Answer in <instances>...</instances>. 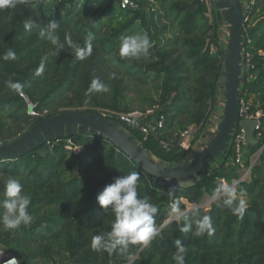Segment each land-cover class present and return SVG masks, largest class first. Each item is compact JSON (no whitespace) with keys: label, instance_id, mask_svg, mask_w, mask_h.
I'll list each match as a JSON object with an SVG mask.
<instances>
[{"label":"trees","instance_id":"16d2710c","mask_svg":"<svg viewBox=\"0 0 264 264\" xmlns=\"http://www.w3.org/2000/svg\"><path fill=\"white\" fill-rule=\"evenodd\" d=\"M119 1L16 0L14 7H0V145L19 138L39 121L27 114L26 102L9 86L10 81L22 84V93L35 109L47 110L51 117L67 111L97 114L99 109L132 112L127 102V82L132 79L139 85H154L157 99L146 97L147 109L156 108V115H163L165 122L146 140L122 127L165 163L186 155L172 140L189 128L198 137L223 81L214 12L202 0H135L136 10L120 9ZM245 14L239 96L250 104L251 112L264 111V0L248 5ZM29 19L34 26L26 30ZM52 21L60 25L54 33L59 36L57 45L48 39ZM89 33L92 51L80 60L76 48L85 47ZM137 33L148 34V54L121 58V39ZM8 50L15 52L16 59L2 58ZM42 64L43 71L37 74ZM95 78L108 90L88 94ZM160 141L174 145L166 150ZM259 145L242 148L241 161L244 168H250V179L237 182V191L243 189L245 194L238 195L232 206L223 203V196L204 212L200 208L186 211L185 203L198 205L204 196L212 198L221 180L229 184L239 180L243 171L230 162L232 147L222 164L197 183L164 188L156 187L141 168L100 135L76 134L44 143L0 162V200L5 198L6 181L18 179L31 198L27 211L33 218L15 230H6L0 223V247L21 264H176L175 241L180 240L187 249L185 264H264V152L252 164ZM74 148L79 151L74 153ZM131 172L139 174V197H147L158 208L159 231L143 248V243L128 245L132 257L128 259L118 252L110 255L92 249L91 239L103 234L107 240L114 220L110 206L102 209L97 196ZM240 199L245 201L242 216L232 211ZM174 200H179L181 214L178 220H169ZM204 215L211 217L214 231L195 236L196 221ZM185 224L190 226L187 233L180 231Z\"/></svg>","mask_w":264,"mask_h":264},{"label":"clouds","instance_id":"9594fccd","mask_svg":"<svg viewBox=\"0 0 264 264\" xmlns=\"http://www.w3.org/2000/svg\"><path fill=\"white\" fill-rule=\"evenodd\" d=\"M16 0H0V7L15 6ZM34 22L27 20L24 24L26 30L32 29ZM60 25L56 21L49 24L48 39L52 45H57L59 36L54 34ZM40 36H44V29L40 30ZM93 36L91 33L85 39V47L83 49L76 48V54L80 60H84L91 54ZM66 42L71 45L72 41L66 36ZM59 47H63L62 44ZM151 47L150 38L147 33H137L125 36L120 41L119 55L121 58H137L147 55ZM4 60L16 59L15 52L8 50L2 57ZM43 71V64L37 69V74ZM9 86L18 93L22 94L23 85L19 82H9ZM105 85L100 84L99 78L93 79L89 86L88 94L92 92L107 91ZM139 174L131 172L128 175H122L115 179V182L105 186L104 190L97 196V202L104 210H109L114 215L111 224V230L105 235L96 234L91 239V247L94 250L103 249L110 255L118 252L121 255L131 259V254L127 250V246L132 244L147 243L153 237L158 235L155 214L158 208L150 203L147 197H139L138 195ZM244 190L237 191V181L233 180L231 184L220 182L214 189L212 198L223 195L225 197L223 203L232 206L237 200L238 195L243 196ZM4 199L0 200V208L4 211L0 213V223L6 230H15L22 224L27 226L32 222V216L28 214V206L31 198L27 195L22 184L16 178H9L5 183ZM234 214L243 215L245 211V201L239 200L237 207L233 208ZM180 212L179 200H174L171 204V213ZM197 228L193 233L195 236H202L205 232L210 235L214 229L212 219L209 215H204L202 219L196 221ZM190 226L185 224L180 231L187 233ZM176 252L173 260L176 264H185V255L187 249L181 244L180 240L175 241Z\"/></svg>","mask_w":264,"mask_h":264},{"label":"water","instance_id":"95a60500","mask_svg":"<svg viewBox=\"0 0 264 264\" xmlns=\"http://www.w3.org/2000/svg\"><path fill=\"white\" fill-rule=\"evenodd\" d=\"M244 1L245 0H214L215 10L219 13V16H223L224 21L229 26L227 44L224 48L225 54H222L220 51L223 66L220 75L225 78V110L223 123L216 136L192 163L173 168L162 167L154 160L149 159L145 152L137 146L136 140L128 136L129 132L127 133L123 129H119V123L102 118L97 114H89L81 111L61 112L51 117L42 118L19 138L0 145V162L16 159L19 155H24L33 151L44 143L58 141L66 136L76 134L100 135L111 141L114 146L127 155L151 180L153 178L171 180L173 183L171 188H177L179 186V179L206 170L223 150L229 149V143L238 126H241L244 130L246 144L259 143L254 136L256 120L245 119L239 121V93L241 80L243 84V77L241 78L243 41L245 25L248 21V17L244 12ZM258 120L262 121V118ZM151 161H154L156 164H152ZM154 184L156 187H160L159 182H155ZM167 223H169V221L165 222L163 226ZM144 245L145 243L142 245V248ZM10 257L11 256H8L6 259ZM131 262L129 264H131Z\"/></svg>","mask_w":264,"mask_h":264},{"label":"rangeland","instance_id":"374dc122","mask_svg":"<svg viewBox=\"0 0 264 264\" xmlns=\"http://www.w3.org/2000/svg\"><path fill=\"white\" fill-rule=\"evenodd\" d=\"M211 9L214 12L215 20L218 25L217 35H218V41L221 44V49H222L221 51L223 54H225L224 48L226 47L225 45L227 44V39L229 35V26L224 21L223 16L222 17L219 16V13H217V11L214 8V4L212 5ZM241 71H243V62L241 66ZM224 79L225 78L223 76V79H222L223 81L220 82L218 85V88L216 90V95L214 98V102H213V106L211 109V114L207 122L203 126L202 131L198 134V137L196 139H195V134H196L195 130L191 129L188 131L187 135L183 137V140L186 143L185 149H184L186 150V155L175 162L165 163L155 158L149 151L144 150L142 148L141 144L135 138V136L128 133L121 125L119 129H123L125 132L128 133L129 137H133L137 142V146L140 147L143 150V152H145V154L149 157V159L154 160L156 163L160 164L162 167L173 168V167L190 164L193 162L194 159H197V156L201 152H203L207 148V146L211 143V141L216 136L220 126L223 123L224 110H225V95H224L225 81ZM127 83H128L127 102L132 107V111H144L147 108H149L146 104L147 103L146 97H149V98L151 97L154 100L157 99L156 88L154 87V85H149V84L139 85L136 81L132 79H129ZM240 86H242V80H241ZM175 138L172 140L173 142L174 141L178 142L179 139L181 140V137L178 139H175ZM191 142L192 144L190 145ZM78 151H79V148L73 149L74 153H77ZM227 151H228L227 149L223 150L221 154L209 165V167L206 170L200 173L191 175L189 177L179 179L178 180L179 186L185 187V186L195 184L198 182V180H200L204 176L213 173L225 160ZM152 181L154 183L159 182L160 186L164 188H171L173 185L171 180H160V179L153 178ZM220 182H222V180ZM210 199H211L210 197L204 196L203 200L198 205H190V204L185 203L186 211L200 208L204 212H207L210 208V203H209ZM180 214L181 212L172 213L171 218H169V220H172V219L178 220ZM0 250H2L1 247H0Z\"/></svg>","mask_w":264,"mask_h":264},{"label":"built area","instance_id":"2783aa9c","mask_svg":"<svg viewBox=\"0 0 264 264\" xmlns=\"http://www.w3.org/2000/svg\"><path fill=\"white\" fill-rule=\"evenodd\" d=\"M202 1L205 2L209 10H212L211 9L213 5L212 0H202ZM254 1L255 0H247V3L248 5H251L253 4ZM119 7L122 10H136L139 8V5L135 0H120ZM19 96L26 102L27 114L29 116L37 120H41L42 118L48 117L47 110L38 111L35 109V105L28 100L26 95H24L23 93L22 94L19 93ZM156 114H157L156 108H150L144 111H132L129 113L115 112L106 109L97 110L98 116L108 120L115 121L119 123L121 126H124L126 128H131L132 130L137 131L139 135L142 137V140H146L149 136L157 134V132L163 128L165 117L163 115L157 116ZM259 118H262V121H259L258 120ZM245 119L256 120V124L254 126V136L256 137L260 145L255 156L253 157V162H252L253 164L259 158V156L264 152V111L256 110L254 112H251L250 104L244 101L243 99L239 98V121ZM191 129L192 128H189L188 130L180 134L179 138L181 137V140L179 139V141L177 142V145L180 148L185 149L186 143L183 140V137H185V135H187L188 131ZM159 145L166 150H169L173 146L171 142H166V141H160ZM229 145H230L229 148L232 147L234 150V157L230 159V162L241 168L243 171L242 175L240 176L239 180H237V182L249 181L250 168H244L241 161L242 148L244 145H246L244 130L241 126H238V128L235 130V133L233 134ZM222 197L223 195L217 196L215 199L211 198L209 200V203L211 204L212 202H215ZM8 256L11 255L4 252L3 250H0V264H21L13 256L6 259Z\"/></svg>","mask_w":264,"mask_h":264},{"label":"crops","instance_id":"0c3cea01","mask_svg":"<svg viewBox=\"0 0 264 264\" xmlns=\"http://www.w3.org/2000/svg\"><path fill=\"white\" fill-rule=\"evenodd\" d=\"M212 3L214 4V0H212ZM244 5H245V9H244V12L246 13V10L248 8V3H247V0H245L244 2ZM254 78V76L251 77V79ZM256 138V137H255Z\"/></svg>","mask_w":264,"mask_h":264},{"label":"bare ground","instance_id":"6f19581e","mask_svg":"<svg viewBox=\"0 0 264 264\" xmlns=\"http://www.w3.org/2000/svg\"><path fill=\"white\" fill-rule=\"evenodd\" d=\"M222 79H223V76H222ZM224 81H225V79H224ZM151 163L154 164V165L156 164L154 161H151Z\"/></svg>","mask_w":264,"mask_h":264}]
</instances>
